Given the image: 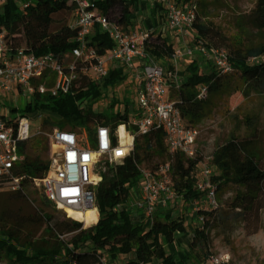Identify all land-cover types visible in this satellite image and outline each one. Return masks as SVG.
I'll return each mask as SVG.
<instances>
[{"label": "trees", "instance_id": "16d2710c", "mask_svg": "<svg viewBox=\"0 0 264 264\" xmlns=\"http://www.w3.org/2000/svg\"><path fill=\"white\" fill-rule=\"evenodd\" d=\"M29 1L22 9L15 0H6L3 4L0 27L5 30V40L12 49L22 47L36 55L51 51L59 62L66 64L70 60L69 49L74 45L76 32L70 25L75 9L74 0ZM200 1L176 0L179 4L189 2L195 9L196 3ZM141 2L90 0L91 8L109 16L125 31L134 30L133 11ZM201 6L202 14L199 11L195 14L196 35L209 47L225 48L233 72L221 74L213 69L205 73L194 60L183 66L178 85H170V94L184 123L190 127L198 126L213 115L215 97L228 90L239 92L244 97L254 94L264 103V0H254L247 12L235 14L234 25L238 34L234 40L227 39L205 18L207 3L203 1ZM159 8V5L153 6L152 14L155 15ZM88 44L99 54L113 46L112 40L97 26ZM172 48L173 43L161 33H150L146 49L155 61L168 58ZM126 68L125 65L110 66L99 83L86 76L81 77L74 91L45 100L32 99L23 109L37 110L38 114L45 112L54 119H43L41 127L73 132L83 129L91 145H94L93 135L99 126H107L114 132L118 126L125 125L132 132L135 127L128 124L126 100L122 101L123 112H97L93 109L107 89L121 84L127 78ZM201 87L206 89L204 95L199 96ZM229 116L236 123L230 138L235 140L238 149L244 154V161L237 167V173L244 181L261 183L264 181V156L257 148L259 116L242 112L239 107ZM47 148V137L42 136L18 143L22 159L16 174L23 176L22 189L7 195L6 204L13 198H28L33 193L35 186L32 178L42 176L48 166ZM115 168V178L97 186V219L87 227L65 217L43 193L37 200L40 209L26 214L19 209H8L4 202L0 212V261L6 264H95L102 257L98 247L106 240L115 236H131L135 241L133 257L124 264H176L171 253L164 248L160 235L163 232L168 243H171L174 233L186 231L184 222L165 215L163 222H156L155 228L147 231L143 218L135 219L133 211L125 204L126 196L138 184L141 176L136 159L132 155L117 161ZM179 192L186 200L199 196L187 177L183 179ZM252 205L257 214L262 207L261 202L254 201ZM201 213L212 214L211 229L226 225L223 211L215 208ZM40 228L42 234L38 235ZM187 255L198 261V264L204 262L189 250Z\"/></svg>", "mask_w": 264, "mask_h": 264}, {"label": "built area", "instance_id": "2783aa9c", "mask_svg": "<svg viewBox=\"0 0 264 264\" xmlns=\"http://www.w3.org/2000/svg\"><path fill=\"white\" fill-rule=\"evenodd\" d=\"M153 1V6L160 7V20L153 22L151 31L141 28L125 31L109 16L91 8L90 0H74L75 9L70 25L76 32L74 45L69 49L70 60L66 64L59 62L51 51L36 55L22 47L12 49L5 40V30L0 27V92L16 90L33 99L45 100L74 91L79 79L84 76L96 83L101 82L112 65L137 67L135 79L140 80L137 108L128 121L129 125L135 127L132 132L125 125L118 126L114 132L107 126H99L93 135L94 145L90 144L83 129L73 132L52 128L45 133L48 140V166L42 176L32 178L33 185L41 189L48 201L65 211L67 217L82 225L87 223L86 219L76 215L91 210L96 216L97 186L105 182L90 177L93 162H106L111 171L109 181L114 177L115 163L131 156L135 140L156 133L163 134L169 152H179L186 161L195 156L198 130L184 123L170 94L171 83L177 86L181 77L177 68L178 60L182 57L191 60L197 52L202 58L209 59L219 73L233 72L225 48L209 47L197 37L194 27L196 9L193 4H179L176 0ZM5 2L0 0V3ZM28 4V1L23 2V7ZM96 26L113 42V46L103 54L97 53L88 44ZM152 31L161 33L173 43L168 58L160 62L155 61L146 49ZM177 43H184L183 47L179 48ZM205 89L200 88L199 96L204 95ZM120 127H123V135ZM41 132L30 133L29 120L25 114L6 119L0 113V190L4 187L11 192L22 189L23 176L16 174L22 159L18 143ZM159 169L161 176L151 172L143 174L142 197L133 205L145 222L152 220L158 201L161 200L164 205L167 200L181 196L179 190L170 187L168 165ZM209 172L205 169L201 174L205 176ZM194 190L203 193L211 207L217 206L216 191L211 182L200 178L195 182ZM68 210L72 213L69 214ZM198 210L193 207L188 216ZM198 218L204 220L203 215ZM94 221L95 218L89 220ZM209 261L211 264H229V257L211 255ZM0 264L6 263L0 261ZM95 264L110 263L100 257Z\"/></svg>", "mask_w": 264, "mask_h": 264}, {"label": "rangeland", "instance_id": "374dc122", "mask_svg": "<svg viewBox=\"0 0 264 264\" xmlns=\"http://www.w3.org/2000/svg\"><path fill=\"white\" fill-rule=\"evenodd\" d=\"M15 1L20 9L23 7V2H30L29 0ZM203 1L207 3L204 11L205 18L229 40L236 39L238 34L234 25L235 14L247 12L254 3V0H201L196 3L197 13L199 11L202 14L200 9ZM153 3V0H142L141 4L136 6L132 16L134 29L141 28L151 31L153 22L158 19L156 14L159 13L158 9L155 15L152 14ZM3 4L0 3V12ZM192 43L193 41L190 40V44ZM182 44L177 43V46L183 47ZM188 60L190 59L183 57L178 60L179 75ZM191 60L199 65L202 72L209 73L214 69L211 61L202 58L197 52ZM136 68V66L126 68L127 78L121 84L107 89L94 104V111L119 110L123 112L122 101L126 100L129 121L131 113L137 108V89L140 86V80L135 79ZM32 99L33 97L19 94L16 90L10 93L0 92V113L5 115L6 119L25 114L29 120L30 133L42 131L32 137H46L45 133L51 129L41 127L42 121L45 118L54 119L48 117L45 112L38 114L37 110L24 111L25 104ZM214 101L216 108L213 115L195 127L198 130L195 156L189 161H186L179 152L171 153L167 150L162 133L139 137L135 140L131 156L133 155L136 159L141 176L138 184L130 189L125 198V204L131 208L135 219H141V213L135 210L133 205L142 197L143 174L151 172L161 176L159 168L164 165H168L167 176L173 190H180L185 177L190 179L193 189L195 182L200 178L209 181L216 191L217 206L215 208L223 211L226 217L225 226L210 228L212 214L206 215L201 211L209 212L215 208L208 204L203 193H199V196L194 199L186 200L181 192L180 197L169 199L164 205L161 200L157 202L152 220L145 222L143 219L144 224L146 223L145 229L147 231L150 228L154 229L155 223L163 222L165 215L184 222L185 233H174L171 243H168L163 232L160 235L164 248L169 253L171 252L174 260L179 264H198V261L195 262L185 256L188 250L202 259L204 261L202 264H211L209 261L211 255L217 257L228 255L229 264H264V181L261 183L244 181L237 173V167L244 161V154L238 149L235 140L230 138L236 129V123L229 116L238 107L242 112L258 114L260 135L257 148L264 156V103L259 96L254 94L244 97L241 93L231 90L216 96ZM111 103H114L113 106H110ZM205 169L210 172L203 176L201 173ZM115 175L116 171L111 180L115 178ZM11 193L5 187L0 190V212L4 207L6 196ZM41 196V189L35 187L28 198H13L5 204L8 209H19L21 213L26 214L40 209L37 200ZM254 201L255 203L259 201L262 205L257 214L253 211L252 202ZM193 207L199 210L192 216H188ZM54 208L67 217L65 211L55 205ZM200 215H203L204 220H199ZM94 222H87L88 224L85 223L83 227ZM37 234H42V228ZM134 244L135 241L131 236H115L106 240L98 247V250L108 263L124 264L125 261L132 259Z\"/></svg>", "mask_w": 264, "mask_h": 264}, {"label": "bare ground", "instance_id": "6f19581e", "mask_svg": "<svg viewBox=\"0 0 264 264\" xmlns=\"http://www.w3.org/2000/svg\"><path fill=\"white\" fill-rule=\"evenodd\" d=\"M120 133L123 135V127H120ZM111 176V171L104 161L93 162L90 166V177L92 179H101L102 181H107ZM71 214L72 211L68 210ZM76 216L86 219V222L95 218L94 213L91 210L85 211L84 213L77 214Z\"/></svg>", "mask_w": 264, "mask_h": 264}, {"label": "crops", "instance_id": "0c3cea01", "mask_svg": "<svg viewBox=\"0 0 264 264\" xmlns=\"http://www.w3.org/2000/svg\"><path fill=\"white\" fill-rule=\"evenodd\" d=\"M156 15H158V19L160 20V14L159 13H157ZM157 19V20H158ZM96 219H97V213H96V216H95V221H96ZM185 233V232H184ZM180 234V233H179ZM171 253V252H170ZM186 257H188L189 258V256L187 255V253H186V255H185ZM176 262V261H175ZM176 264H179L178 262H176ZM190 264V263H189Z\"/></svg>", "mask_w": 264, "mask_h": 264}]
</instances>
